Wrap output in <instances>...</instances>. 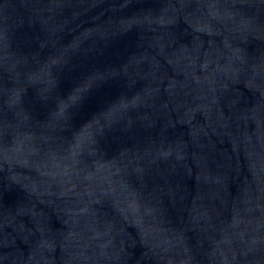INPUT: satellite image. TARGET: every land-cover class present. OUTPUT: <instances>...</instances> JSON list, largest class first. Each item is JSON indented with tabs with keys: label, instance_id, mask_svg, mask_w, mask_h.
<instances>
[{
	"label": "water",
	"instance_id": "obj_1",
	"mask_svg": "<svg viewBox=\"0 0 264 264\" xmlns=\"http://www.w3.org/2000/svg\"><path fill=\"white\" fill-rule=\"evenodd\" d=\"M0 264H264V0H0Z\"/></svg>",
	"mask_w": 264,
	"mask_h": 264
}]
</instances>
